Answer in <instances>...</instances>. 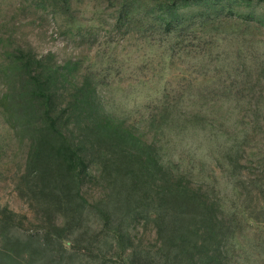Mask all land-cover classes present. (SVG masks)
<instances>
[{"label": "rangeland", "instance_id": "374dc122", "mask_svg": "<svg viewBox=\"0 0 264 264\" xmlns=\"http://www.w3.org/2000/svg\"><path fill=\"white\" fill-rule=\"evenodd\" d=\"M0 264H264V0H0Z\"/></svg>", "mask_w": 264, "mask_h": 264}, {"label": "trees", "instance_id": "16d2710c", "mask_svg": "<svg viewBox=\"0 0 264 264\" xmlns=\"http://www.w3.org/2000/svg\"><path fill=\"white\" fill-rule=\"evenodd\" d=\"M74 156V155H73ZM74 158H75V156H74ZM70 160H73V158H70Z\"/></svg>", "mask_w": 264, "mask_h": 264}]
</instances>
